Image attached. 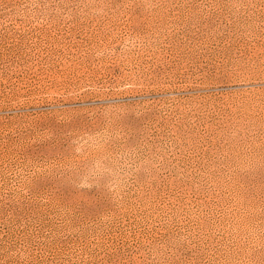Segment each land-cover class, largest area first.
Instances as JSON below:
<instances>
[{"label":"rangeland","instance_id":"obj_1","mask_svg":"<svg viewBox=\"0 0 264 264\" xmlns=\"http://www.w3.org/2000/svg\"><path fill=\"white\" fill-rule=\"evenodd\" d=\"M0 264H264V0H0Z\"/></svg>","mask_w":264,"mask_h":264}]
</instances>
